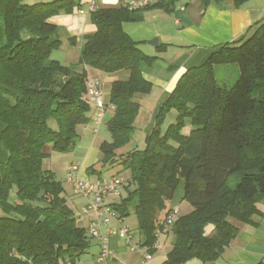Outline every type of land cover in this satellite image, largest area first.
<instances>
[{"label": "trees", "instance_id": "16d2710c", "mask_svg": "<svg viewBox=\"0 0 264 264\" xmlns=\"http://www.w3.org/2000/svg\"><path fill=\"white\" fill-rule=\"evenodd\" d=\"M26 1L0 0V120L8 152L0 165V264H76L93 241L79 226L63 185L42 168L49 146L74 149L78 127L91 122L88 69L116 78L107 122L111 141L100 145V170L93 166L89 175L104 177L102 170L116 164L129 173L134 189L124 184L127 197L112 206L124 219L133 211L142 247L152 255L158 223L184 179L183 200L193 210L179 216L163 264H215L238 236L239 226L252 223L264 200V19L188 70L160 105L145 150L126 151L140 110L138 96L153 89L142 66L157 58L144 54L123 24L140 22L147 10L172 13L178 0L132 11L122 3L89 12L97 30L84 36L82 70L51 58L62 42L50 22L81 10V0ZM248 1L200 0L204 10L211 5L239 9ZM230 64L238 66L239 78L229 88L220 86L215 68ZM172 110L176 122L163 134L162 124ZM189 124L191 132L185 135Z\"/></svg>", "mask_w": 264, "mask_h": 264}, {"label": "crops", "instance_id": "0c3cea01", "mask_svg": "<svg viewBox=\"0 0 264 264\" xmlns=\"http://www.w3.org/2000/svg\"><path fill=\"white\" fill-rule=\"evenodd\" d=\"M35 1L34 3L49 0ZM92 1L93 0H81V10L76 9L72 14H60L50 19V22L58 27L59 36L68 40L69 47L79 46L80 53L84 44V36L92 34L97 30L89 14ZM120 5H122L121 0H98V7L101 8L119 7ZM141 14L142 20L140 22L124 23L123 29L133 41L138 43L139 48L144 54L157 58L155 64L151 66H142L144 78L153 85L152 91H159L158 98L155 102V111H157L160 105L167 99L172 91H174L180 78L188 70L204 64L212 52L224 44L239 40L250 28H252V26L264 19V0H249L239 9H221L211 5L205 10L202 8L200 0H178L176 8L172 13H168L163 9H154L143 11ZM23 37L27 39L30 35L24 33ZM155 38L159 39V46L152 47L148 45V42ZM160 47L165 48L159 51ZM55 52H53L51 58L64 66H69V64H67L68 56H65V58H55ZM77 66L79 70L83 69L79 63ZM217 67L215 68V74L217 72ZM221 68L227 71L228 68L231 67ZM232 68H234L232 70H234L233 72L237 75V69H235V67ZM87 71L90 78H98L102 80L103 83L104 78H107L111 84L116 79L113 76L105 75L102 72L92 69H88ZM106 104L111 106L110 102ZM112 114L113 108L111 106L107 115L112 116ZM90 124H94L92 119ZM4 128L5 126L0 120V165L6 163L8 160V152L1 139ZM98 128L99 126L97 127L95 125L93 134L98 133V131L97 133L94 132V130H98ZM188 128L189 126L185 129ZM82 135V137L86 138V141L89 139L86 131H84ZM86 141L82 142V144H84V152L77 154L75 157L76 161L71 163H79V175L82 178H90L88 170L96 164L94 163V152L96 148H100V145L103 143L96 146L95 140L85 143ZM71 164H69L66 169L65 180L67 170ZM70 187L73 192L71 184ZM74 196L75 200L83 199L75 194ZM83 200L84 201H81L78 205L80 219L84 220L88 227L89 218L82 213V208L86 204L85 199ZM110 202L113 203L112 201ZM69 205L72 207L70 202ZM78 207L76 206V208ZM175 207L178 206H174V203L170 205L168 203L167 211ZM257 208L259 209V213L252 217V223H245L239 226L240 231L238 236L235 237L231 244L225 249L224 253L215 264H264V200L258 203ZM3 215V211L0 208V217ZM164 216L163 214L162 217ZM114 226H116V224H114ZM130 231L133 236V245L137 247V250L132 252H140L141 254L138 264H163L166 261L167 255L172 249L174 237L171 234L173 233L166 237H161V248L152 256V259L145 261L147 250L142 247V241L134 243L135 235L131 229ZM171 236L172 238H170ZM167 242H170L171 248L165 252L164 248ZM95 243L100 251L99 243L97 241H95ZM122 245L130 248L122 244L117 238L110 239L109 246L112 251V260L108 264H118L120 262L121 254L124 251L121 248ZM158 253L160 255L155 257ZM188 264L202 263L198 260H192Z\"/></svg>", "mask_w": 264, "mask_h": 264}, {"label": "rangeland", "instance_id": "374dc122", "mask_svg": "<svg viewBox=\"0 0 264 264\" xmlns=\"http://www.w3.org/2000/svg\"><path fill=\"white\" fill-rule=\"evenodd\" d=\"M34 2L36 1L27 0L26 4L31 5V4H34ZM59 38L62 42V45H61V48L55 52L54 54L55 58H58V57L65 58V56H68L67 64H69V66H73L74 68H77L78 67L77 65L80 61V55H81L79 46L69 47L68 46L69 43L67 39H63L61 38V36H59ZM221 67H225V68L231 67V68H228V70L225 71V69ZM232 67H235V69H237V72H238L237 75L233 72L234 70L232 69L234 68ZM239 74H240L239 68L237 65L235 64L222 65V66L217 67L216 77H217V80L220 86H227L229 88L235 84V82L239 78ZM158 93L159 91H151L147 95L138 96V102L140 103V110H139L138 116L134 124L135 130L133 133L132 141L128 145L126 151H130L133 149H138L141 151L145 150L146 136L149 135L151 131L153 130V128L155 127V121H156V117H157V113L159 109L158 108L157 111H155V102L158 98V95H159ZM110 96H111V83L107 78H104V99L106 103L110 102ZM94 114H95V108H94V105L91 103V111L88 112L87 115L89 118L92 119ZM177 116L178 114L175 110H172L170 113L167 114L162 124V127H161L163 134L166 132V130L171 124H174L176 122ZM110 117L111 115L106 116L103 122V125L99 126L98 128L97 134H93V129L95 128L94 124H90L87 127L85 126L78 127V133L80 134V140L78 141L76 147L72 150L57 151V150H52L51 146H49L46 149V153L48 155L44 158L42 162V168L44 170L51 171L55 177V180L57 182H60L63 185V188L65 190V196L72 205L74 214L78 218L79 226L84 227L86 229H87V224L84 220L80 219V210L78 207L81 201H84V200L83 199L75 200V196L71 190L70 184H68L67 181L65 180V172H66L68 165L76 161L75 159L76 155L84 152L83 151L84 144H82L83 141H86V138L82 137L83 136L82 134L84 133V131L87 132V136L89 137L87 141L95 140L96 146H98L102 142L111 141V135L107 129V122L110 119ZM50 125L53 129H57V124L55 121H52ZM188 126L189 128L184 129L185 131H183L184 132L183 134H190L192 127L190 124ZM87 141L85 143H87ZM94 156H95L94 163H96L94 167L97 171H99L101 167V165L98 163L101 159L99 148H96V151L94 152ZM102 174L105 177H112L115 175L121 176L124 178L126 186H128L130 183L129 173L124 171L123 167L118 164L112 167H109L106 170H102ZM90 178L94 179V176L90 175ZM133 189H134V185L133 184L129 185V190L132 191ZM127 195L128 193L124 189H122V197L119 199H115V198L111 199V201L113 203H118L119 201H121V199L126 198ZM183 195H184V179H181L175 188L172 199L169 201V205L174 203V206H178L180 217L191 213L193 210L191 204L183 200ZM12 198H15L14 192H12ZM76 206L78 208H76ZM124 225L133 231L135 235L134 243H139L140 241L143 240V237L139 232L137 217L135 216L132 210L130 211L129 216L126 217L124 221ZM171 235L174 237L173 234ZM172 236L170 238H172ZM121 248L124 251L121 254L120 262L118 264H138L139 263V259L141 257L140 252H132L130 251V248L125 247L123 245L121 246ZM170 248H171V244L170 242H167L164 248L165 252H167ZM98 251H99V248L96 245L95 241H91L88 250L79 258V260H77L76 264H96L95 256L97 255ZM158 255L160 254L158 253L155 257H158Z\"/></svg>", "mask_w": 264, "mask_h": 264}, {"label": "built area", "instance_id": "2783aa9c", "mask_svg": "<svg viewBox=\"0 0 264 264\" xmlns=\"http://www.w3.org/2000/svg\"><path fill=\"white\" fill-rule=\"evenodd\" d=\"M121 1L132 11L160 0ZM97 8L98 0H93L90 12L95 11ZM87 97L90 103L94 105L95 114L92 117V121L98 127L103 124L111 107L104 101V83L102 80L89 78ZM97 131V129L94 130L95 133ZM79 173V163L71 164L66 173V181L72 185L74 194L86 201L85 206L82 208V213L89 218L88 234L100 246V251L95 258L96 264H108L112 260V251L109 246L111 238H117L122 244L129 246L131 251H136L137 247L133 245V236L130 228L124 225L125 219L113 208L110 202L111 199L122 197V189H124L125 184L124 178L115 175L92 180L80 177ZM179 216V208L175 207L170 209L159 221L155 232L157 242L153 246V250L157 251L161 248L160 238L172 233ZM152 256L147 250L144 260L149 261Z\"/></svg>", "mask_w": 264, "mask_h": 264}, {"label": "water", "instance_id": "95a60500", "mask_svg": "<svg viewBox=\"0 0 264 264\" xmlns=\"http://www.w3.org/2000/svg\"><path fill=\"white\" fill-rule=\"evenodd\" d=\"M148 45L152 46V47H158L159 46V39L155 38L152 39L148 42Z\"/></svg>", "mask_w": 264, "mask_h": 264}]
</instances>
